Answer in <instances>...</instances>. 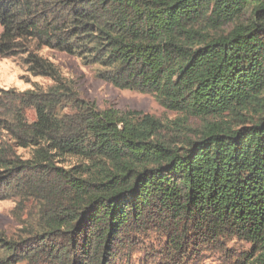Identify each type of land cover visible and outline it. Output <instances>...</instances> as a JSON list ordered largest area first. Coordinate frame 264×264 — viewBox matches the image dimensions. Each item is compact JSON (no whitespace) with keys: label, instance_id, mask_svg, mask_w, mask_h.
<instances>
[{"label":"trees","instance_id":"trees-1","mask_svg":"<svg viewBox=\"0 0 264 264\" xmlns=\"http://www.w3.org/2000/svg\"><path fill=\"white\" fill-rule=\"evenodd\" d=\"M0 28L52 83L0 89V264H264V0H0ZM43 49L177 117L100 110Z\"/></svg>","mask_w":264,"mask_h":264},{"label":"rangeland","instance_id":"rangeland-1","mask_svg":"<svg viewBox=\"0 0 264 264\" xmlns=\"http://www.w3.org/2000/svg\"><path fill=\"white\" fill-rule=\"evenodd\" d=\"M1 32V28H0ZM40 54L59 66L63 76L71 81L81 97L97 105L100 110L113 107L121 112L135 111L141 114L156 116L162 120L175 119L177 114L172 113L159 105L152 95L140 94L131 90H120L114 86L98 80L90 67H85L80 60L51 49H43ZM51 81L45 78L34 77L26 71L18 59L0 58V89L26 91L39 85L47 87ZM29 120H35L34 111H28ZM192 126L201 125L197 119L191 120ZM25 158L28 154L19 151ZM15 207L13 200L0 201V232L8 236L19 233V225L13 217ZM137 264L138 259H134ZM19 264H26L21 262Z\"/></svg>","mask_w":264,"mask_h":264}]
</instances>
